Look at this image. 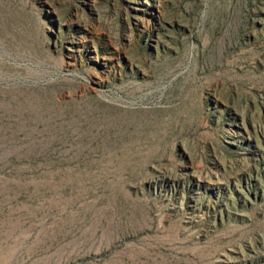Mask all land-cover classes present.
Returning a JSON list of instances; mask_svg holds the SVG:
<instances>
[{"label":"rangeland","instance_id":"rangeland-1","mask_svg":"<svg viewBox=\"0 0 264 264\" xmlns=\"http://www.w3.org/2000/svg\"><path fill=\"white\" fill-rule=\"evenodd\" d=\"M0 264H264V0H0Z\"/></svg>","mask_w":264,"mask_h":264}]
</instances>
